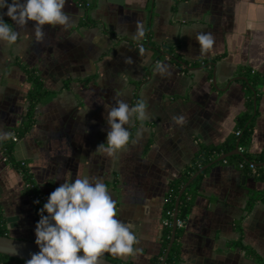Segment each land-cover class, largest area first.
I'll use <instances>...</instances> for the list:
<instances>
[{
  "label": "crops",
  "instance_id": "obj_1",
  "mask_svg": "<svg viewBox=\"0 0 264 264\" xmlns=\"http://www.w3.org/2000/svg\"><path fill=\"white\" fill-rule=\"evenodd\" d=\"M63 11L70 21L43 25L39 41L33 21L18 27L3 17L17 39L0 41V129L11 134L0 142L1 224L34 241L37 217L17 162L44 201L64 179L87 175L105 183L136 238L131 254H105L155 264L170 183L199 149L228 145L247 114L246 152L264 153V0H65ZM198 33L212 37L204 51ZM29 73L41 86L31 111ZM113 97L143 101L145 116L133 113L127 144L109 157L95 148ZM221 154L201 172L175 264H264L260 168L217 161Z\"/></svg>",
  "mask_w": 264,
  "mask_h": 264
},
{
  "label": "clouds",
  "instance_id": "obj_2",
  "mask_svg": "<svg viewBox=\"0 0 264 264\" xmlns=\"http://www.w3.org/2000/svg\"><path fill=\"white\" fill-rule=\"evenodd\" d=\"M64 4L65 0H0V41L11 44L17 39V31L4 16L18 27L33 21L34 36L41 40L43 25L64 26L70 21ZM194 39L201 51L212 44L210 34L198 33ZM113 99L115 103L103 117L107 125L104 141L95 148L109 157L127 144L125 125L133 113L137 119L145 116L143 101L130 107L125 100ZM10 135L0 129V142ZM37 214L33 232L38 251L31 253L25 264H98L104 253L122 256L134 251L132 226L117 217L115 201L98 179L90 180L87 175L64 179L48 193Z\"/></svg>",
  "mask_w": 264,
  "mask_h": 264
},
{
  "label": "trees",
  "instance_id": "obj_3",
  "mask_svg": "<svg viewBox=\"0 0 264 264\" xmlns=\"http://www.w3.org/2000/svg\"><path fill=\"white\" fill-rule=\"evenodd\" d=\"M28 79L31 82V91L29 93L28 100L30 101L28 111H31L33 103L36 99V93L40 92V82L39 79L32 75V73H29ZM254 82V81H251ZM250 118L249 115L245 114L243 117L238 118V124L237 127L240 129L241 134L237 138L235 135L230 140V143L226 146H216V147H201L197 154L193 157V160L191 161V164L181 173V175L172 180L170 183V189L167 193L166 201H165V208H164V217L167 218V224L164 225L161 235V241H162V254L165 252V249L167 247V244L169 242L171 232H172V216L167 215L166 211L173 212L174 209V202L175 198L177 196V193L180 189V187L186 182V180L190 177V175L195 172L199 167L209 163L211 160H213L215 157H217L220 153H225L231 151L238 139V144L240 146H243L245 148V152L240 154H232L225 158V160L229 164L237 165L239 162H243L242 169L247 168V164L249 162H254L257 164L258 168H260L259 178L261 180H264V153L259 156H252L248 152H246V144L249 141L250 136V127H251V121L248 119ZM30 112L28 114V120L24 123V125H21L17 129V135L20 136L23 134L30 126ZM7 151H9L7 149ZM5 160L8 159V152L5 154ZM16 167L18 171L21 173L23 180L25 182V190L28 192V194L31 196L34 211L37 217V220L39 218L37 214V209H39L42 204L45 202L41 199L38 192L35 190L33 182L31 181V176L29 175V172L27 171L26 167L22 162H17ZM202 173H200L193 181L189 183V185L184 189L183 193L181 194L178 202V208H177V219L181 220L184 223V220L190 210L191 203H192V197L194 194L197 193L200 178ZM34 201H39V203H34ZM1 215H0V235H5V229L3 228L1 224ZM182 226H176L174 231V239L172 242V245L169 249L167 258L165 260L164 264H175L176 258V246H177V239L179 237L180 231ZM101 257L108 259L116 264H128L126 262H119L116 261L110 257H108L105 253L101 255ZM11 261H23L15 258L8 257L6 255L0 254V264H8ZM159 263V260H156L157 264Z\"/></svg>",
  "mask_w": 264,
  "mask_h": 264
},
{
  "label": "water",
  "instance_id": "obj_4",
  "mask_svg": "<svg viewBox=\"0 0 264 264\" xmlns=\"http://www.w3.org/2000/svg\"><path fill=\"white\" fill-rule=\"evenodd\" d=\"M237 144V143H236ZM232 154H238L236 147L229 152L221 154L217 161L225 159L227 156ZM208 164H205L201 167H199L194 173L190 175V177L186 180V182L180 187L177 196L175 198L174 202V209H173V215H172V232L169 239V242L167 244V247L165 249L164 255L161 258L159 264H164L165 260L167 258L169 249L172 245L173 239H174V231L176 227V219H177V208H178V202L181 194L183 193L184 189L189 185L191 181H193L206 167ZM38 251V248L33 240H26V239H19V238H13L8 235H0V254L6 255L11 258L19 259L26 261L30 258V254L33 252ZM98 264H116L108 259H105L103 257L99 258Z\"/></svg>",
  "mask_w": 264,
  "mask_h": 264
},
{
  "label": "built area",
  "instance_id": "obj_5",
  "mask_svg": "<svg viewBox=\"0 0 264 264\" xmlns=\"http://www.w3.org/2000/svg\"><path fill=\"white\" fill-rule=\"evenodd\" d=\"M85 5L88 6V3H86ZM240 134H241V131H240L239 129L234 131V135H235L237 138L240 136ZM13 139L16 140V137H13ZM237 142H238V139H237ZM236 150H237L238 154H240V155H241L243 152H245V148H244L243 146H240L238 143L236 144ZM4 159H5V157H4ZM223 161H225V159H223ZM225 162H226V161H225ZM255 165H256V164H255L254 162H249V163L247 164V167H248V169H249L250 171L255 172ZM237 166H238L239 168H242V167H243V162H239V163H237ZM166 214H167V215H171V216L173 215V213L170 212V211H166ZM163 224H164V225L167 224V218H164V220H163ZM175 224H176V226H182L183 222H182L181 220H179V219H176Z\"/></svg>",
  "mask_w": 264,
  "mask_h": 264
}]
</instances>
